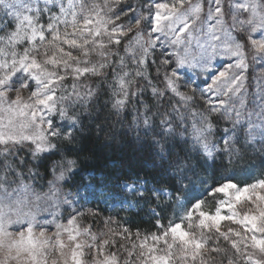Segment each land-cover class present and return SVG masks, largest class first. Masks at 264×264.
I'll return each instance as SVG.
<instances>
[{"label":"snow or ice","instance_id":"6c2138e0","mask_svg":"<svg viewBox=\"0 0 264 264\" xmlns=\"http://www.w3.org/2000/svg\"><path fill=\"white\" fill-rule=\"evenodd\" d=\"M0 264H264V0H0Z\"/></svg>","mask_w":264,"mask_h":264},{"label":"trees","instance_id":"16d2710c","mask_svg":"<svg viewBox=\"0 0 264 264\" xmlns=\"http://www.w3.org/2000/svg\"><path fill=\"white\" fill-rule=\"evenodd\" d=\"M107 151V150H105ZM126 155L131 156V149L126 150ZM115 158V157H113ZM97 163H105L104 160H99ZM239 171V169H238ZM244 176V173H241L237 179H241ZM215 204V201L209 198V206ZM114 217L119 215L121 222H123L127 227L132 231H136L137 228L140 229L141 233L145 232H154L153 223L150 222L149 217L144 213L137 210H121L114 208L111 212Z\"/></svg>","mask_w":264,"mask_h":264},{"label":"rangeland","instance_id":"374dc122","mask_svg":"<svg viewBox=\"0 0 264 264\" xmlns=\"http://www.w3.org/2000/svg\"><path fill=\"white\" fill-rule=\"evenodd\" d=\"M88 207H95V205H89ZM101 209V217L96 220V227H101V220L107 218L109 215L113 216L111 213L112 210L114 209L111 206H105L104 204L99 205ZM116 209H120L119 206L115 207ZM114 217V216H113ZM115 218V217H114ZM87 223H91V218H89ZM227 223V222H225ZM122 225H125L123 222H121ZM112 227H115V225H112ZM135 232V231H133ZM143 234V233H142Z\"/></svg>","mask_w":264,"mask_h":264}]
</instances>
